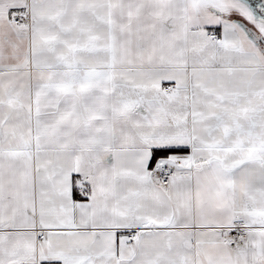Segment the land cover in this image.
<instances>
[{"label":"snow or ice","instance_id":"snow-or-ice-1","mask_svg":"<svg viewBox=\"0 0 264 264\" xmlns=\"http://www.w3.org/2000/svg\"><path fill=\"white\" fill-rule=\"evenodd\" d=\"M0 264H264V3L0 0Z\"/></svg>","mask_w":264,"mask_h":264},{"label":"water","instance_id":"water-1","mask_svg":"<svg viewBox=\"0 0 264 264\" xmlns=\"http://www.w3.org/2000/svg\"><path fill=\"white\" fill-rule=\"evenodd\" d=\"M251 2L254 4V5H258L260 3H264L263 0H251Z\"/></svg>","mask_w":264,"mask_h":264},{"label":"crops","instance_id":"crops-1","mask_svg":"<svg viewBox=\"0 0 264 264\" xmlns=\"http://www.w3.org/2000/svg\"><path fill=\"white\" fill-rule=\"evenodd\" d=\"M264 1V0H263Z\"/></svg>","mask_w":264,"mask_h":264}]
</instances>
